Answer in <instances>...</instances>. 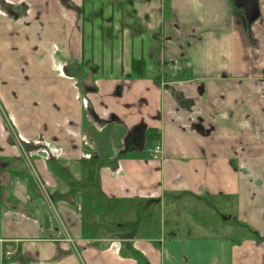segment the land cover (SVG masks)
Listing matches in <instances>:
<instances>
[{
	"label": "crops",
	"instance_id": "crops-1",
	"mask_svg": "<svg viewBox=\"0 0 264 264\" xmlns=\"http://www.w3.org/2000/svg\"><path fill=\"white\" fill-rule=\"evenodd\" d=\"M258 9L0 0V264H264Z\"/></svg>",
	"mask_w": 264,
	"mask_h": 264
},
{
	"label": "rangeland",
	"instance_id": "rangeland-1",
	"mask_svg": "<svg viewBox=\"0 0 264 264\" xmlns=\"http://www.w3.org/2000/svg\"><path fill=\"white\" fill-rule=\"evenodd\" d=\"M0 104L2 105V110H3V120H4V128H6V133L9 136V140L10 139H17V136L20 137L19 133H17L15 125L12 121V117L10 116L8 110L6 109L5 105H3V101L2 98L0 97ZM60 182V181H59ZM63 186V185H61ZM229 212H225V211H220L218 209V213L217 216H212L209 218H204L203 219V226L207 227V228H211L213 229V227L218 224L221 225L222 224V220H221V216H226L229 215ZM214 230V229H213ZM230 234V236H232L233 238L236 239H240L242 237V235L238 232V230H233V231H229L228 232Z\"/></svg>",
	"mask_w": 264,
	"mask_h": 264
},
{
	"label": "trees",
	"instance_id": "trees-1",
	"mask_svg": "<svg viewBox=\"0 0 264 264\" xmlns=\"http://www.w3.org/2000/svg\"><path fill=\"white\" fill-rule=\"evenodd\" d=\"M143 61L133 60L131 64V70L136 77H142L143 75ZM160 139V134L156 129H147L144 135L145 146L151 147L152 144L157 143Z\"/></svg>",
	"mask_w": 264,
	"mask_h": 264
},
{
	"label": "water",
	"instance_id": "water-1",
	"mask_svg": "<svg viewBox=\"0 0 264 264\" xmlns=\"http://www.w3.org/2000/svg\"><path fill=\"white\" fill-rule=\"evenodd\" d=\"M235 6L243 8L245 20L248 24L254 23L259 18L258 0H233Z\"/></svg>",
	"mask_w": 264,
	"mask_h": 264
},
{
	"label": "built area",
	"instance_id": "built-area-1",
	"mask_svg": "<svg viewBox=\"0 0 264 264\" xmlns=\"http://www.w3.org/2000/svg\"><path fill=\"white\" fill-rule=\"evenodd\" d=\"M17 140L19 141V143H21V137L17 136ZM160 154H161V146L159 143H155L153 147L149 149V155L152 159L157 160ZM7 256H10V254L7 253Z\"/></svg>",
	"mask_w": 264,
	"mask_h": 264
},
{
	"label": "flooded vegetation",
	"instance_id": "flooded-vegetation-1",
	"mask_svg": "<svg viewBox=\"0 0 264 264\" xmlns=\"http://www.w3.org/2000/svg\"><path fill=\"white\" fill-rule=\"evenodd\" d=\"M240 10L243 11V18L245 19V12H244L243 8H240ZM5 13H6L9 17H11V18H12V17L15 18V19L17 18V17H14V15H13L12 13H10V12H8L9 14H8L7 12H5ZM256 21H257V20H256ZM245 22H246V20H245ZM246 24H248V23L246 22ZM252 24H253V23H252ZM248 25H251V24H248Z\"/></svg>",
	"mask_w": 264,
	"mask_h": 264
}]
</instances>
